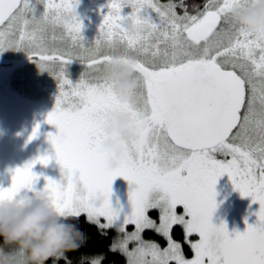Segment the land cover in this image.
<instances>
[{
	"label": "snow or ice",
	"instance_id": "1",
	"mask_svg": "<svg viewBox=\"0 0 264 264\" xmlns=\"http://www.w3.org/2000/svg\"><path fill=\"white\" fill-rule=\"evenodd\" d=\"M78 2L0 0V52L23 50L58 82L55 107L45 120L57 129L47 137L54 157L38 156L14 169L11 185L0 188V201L23 204L43 197L63 218L84 214L107 228L117 220L108 200L110 185L122 177L135 185L129 193L131 213L119 224L123 235L114 245L127 264H264V49L228 15L233 6L246 7L251 0H206L202 9L193 5L192 12L185 0L164 5L158 0H110L98 35L87 47L75 12ZM125 6L131 12L122 16ZM145 8L157 14L159 23L140 14ZM68 14L73 18L66 22ZM58 27L64 33L49 40V31ZM73 60L87 69L75 83L65 73ZM113 60L129 66L138 81L123 103L113 95V83L99 75L100 67ZM119 113L131 118L130 138L118 145L122 159L109 171L102 163L107 154L98 146L118 135L105 137L102 129L106 115ZM52 158L64 182L45 177L37 190L31 169ZM223 175L242 197L259 204L256 222L231 236L223 223L210 222L214 185ZM96 194L103 202L94 207ZM178 205L183 215L176 214ZM150 208L161 209L156 231L168 238L166 248L140 237L143 229L154 226L146 215ZM178 223L194 253L190 260L180 242L169 237ZM129 224L135 228L131 233ZM191 234L199 240L189 241ZM83 242L80 238L71 251ZM130 243L135 245L131 249ZM100 259L81 257V262L99 264ZM60 260L71 264L66 252L53 257L52 264Z\"/></svg>",
	"mask_w": 264,
	"mask_h": 264
},
{
	"label": "clouds",
	"instance_id": "2",
	"mask_svg": "<svg viewBox=\"0 0 264 264\" xmlns=\"http://www.w3.org/2000/svg\"><path fill=\"white\" fill-rule=\"evenodd\" d=\"M229 19L248 34L252 42L264 49V0H251L246 7L233 6ZM72 14L65 16L70 21ZM99 75L113 83L112 93L120 101L126 102L138 88V81L129 66L110 61L99 69ZM139 119V117H137ZM131 118L125 113L108 114L103 121V135L115 139H104L99 149L106 153L103 167L115 169L121 159L118 146L130 138ZM103 202L96 194L94 207ZM81 238L80 230L67 218L57 215L47 199L31 198L21 204L16 200L0 201V264H47L58 254L72 250Z\"/></svg>",
	"mask_w": 264,
	"mask_h": 264
},
{
	"label": "rangeland",
	"instance_id": "3",
	"mask_svg": "<svg viewBox=\"0 0 264 264\" xmlns=\"http://www.w3.org/2000/svg\"><path fill=\"white\" fill-rule=\"evenodd\" d=\"M58 2V0H57ZM162 5L169 3V0H158ZM206 2V1H205ZM204 5V4H203ZM203 8V6L201 7ZM37 11H42V6H37ZM177 13L182 14V10H177ZM142 16L146 15L154 23H159L157 14L149 8H145L140 13ZM81 23V41L86 47L90 46L98 35V31L86 27ZM64 33L63 28H57L55 32L49 31L48 39L51 40L53 36L59 38ZM19 33H17V39ZM61 49L67 48V44H58ZM85 66L78 61L73 60L68 63L65 68L67 78L75 83L80 78L82 72H86ZM58 93V82L54 76L48 71H42L39 66L32 60L23 50L7 49L0 52V188H6L11 185V177L14 169L22 167L26 163L31 162L38 156H42L39 151L24 153V148H29L32 151L33 145H36L43 139V143L47 137L39 139L38 142H30L29 144L24 134L18 128V123L27 118L24 109H35L38 105L53 107L56 103ZM25 104H30L25 107ZM53 168V164L47 165L35 164L31 171L37 176L34 187L39 190L42 189L46 183L45 177L63 183L62 176L52 177L48 176V170ZM22 192L24 190H21ZM122 194V193H121ZM109 204L117 213V220L109 227L114 230L112 241L113 248L117 241L121 238L123 233L119 231V224L124 217L131 213V201L129 197L121 196L117 190V184L112 180L110 185V194L108 197ZM158 210L157 215L161 216L160 208H150L146 215L149 217L150 210ZM234 215V214H233ZM232 212L228 209L213 210L210 222L214 226H219L221 223L225 225L226 231L229 235L240 233V230L233 222ZM97 224L95 220H89ZM233 222V223H232ZM103 218H100L99 224H104ZM98 225V224H97ZM127 232L131 233L135 230L134 226L127 225ZM141 233H143L141 231ZM140 233L143 241H146L144 236ZM134 243L129 244V249L133 248ZM167 247V246H166ZM163 247V248H166ZM161 248V249H163ZM118 249V248H116ZM119 250V249H118ZM124 256L123 264H127V258ZM52 264V262L47 263ZM100 264V260H99Z\"/></svg>",
	"mask_w": 264,
	"mask_h": 264
},
{
	"label": "flooded vegetation",
	"instance_id": "4",
	"mask_svg": "<svg viewBox=\"0 0 264 264\" xmlns=\"http://www.w3.org/2000/svg\"><path fill=\"white\" fill-rule=\"evenodd\" d=\"M59 2V0H58ZM110 0H79L78 5L75 9L76 15L82 24L86 27L91 28L94 31H98L99 26L103 20V17L109 11L107 5ZM119 2V0H117ZM202 9V8H201ZM131 12V8L125 6L121 9V15L127 16ZM58 95V93H55ZM30 104H25V107ZM53 107H47L44 105H38L35 109H24L27 114V118L22 119L18 123V128L24 134L26 141L38 142L39 139L44 136L48 137L49 133L55 134L57 129L55 126L45 123L47 114L54 109ZM38 125L36 136L29 140L28 137L32 134L33 128ZM45 138V137H44ZM43 138V139H44ZM43 139L33 145L34 150L30 151L29 148H24V153L39 151L42 156L48 155L49 157H54V149L50 142ZM217 158L224 159V157L218 156ZM230 158V157H229ZM48 163L53 164V168L48 170L47 175L54 177H61V168L54 158L50 159ZM117 184V190L121 196L129 197V193L135 187L131 185L127 180L122 177H116L113 179ZM215 192V204L219 209L226 208L229 212H232V217L234 218L235 226H237L240 232H243L247 225H252L256 222L255 212L259 210V204L253 203L251 197H242L238 190H235L233 184L231 183L227 175L219 177L214 185ZM122 193V194H121ZM215 207V208H216ZM156 209L149 211V218L154 222V226L151 228H145L141 233L145 240L148 242H153L160 248L166 247L168 245V238L163 235L162 232L156 231V228L160 224V216L157 215ZM215 211V209H214ZM177 215L184 214V208L182 205H178L175 208ZM234 214V215H233ZM232 222V223H233ZM169 237L173 241H179L181 246V251L185 259H191L194 256L193 250L190 244L184 242V225L175 224L169 230ZM189 241L197 242L199 237L197 234H191L188 237ZM102 263V259L100 260Z\"/></svg>",
	"mask_w": 264,
	"mask_h": 264
},
{
	"label": "trees",
	"instance_id": "5",
	"mask_svg": "<svg viewBox=\"0 0 264 264\" xmlns=\"http://www.w3.org/2000/svg\"><path fill=\"white\" fill-rule=\"evenodd\" d=\"M205 1L185 0V3L188 5V11L192 12L193 5L202 7ZM177 10L181 9L177 8ZM67 222L74 224L80 230L81 239L84 241L78 251L70 250L66 252L71 264H87V261L81 262V257H102V263L100 261V264H123V254L112 246L114 236L112 228L99 227L96 223L87 220L84 214L78 218L68 217ZM50 262H52V259L47 261V263ZM58 264H64V261L60 260Z\"/></svg>",
	"mask_w": 264,
	"mask_h": 264
}]
</instances>
